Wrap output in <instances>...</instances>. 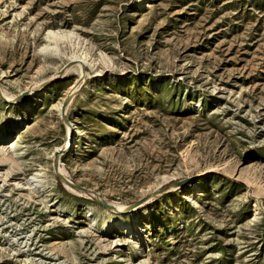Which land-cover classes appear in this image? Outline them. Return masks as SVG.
I'll return each mask as SVG.
<instances>
[{
	"label": "rangeland",
	"instance_id": "obj_1",
	"mask_svg": "<svg viewBox=\"0 0 264 264\" xmlns=\"http://www.w3.org/2000/svg\"><path fill=\"white\" fill-rule=\"evenodd\" d=\"M0 91V264H264V0H0Z\"/></svg>",
	"mask_w": 264,
	"mask_h": 264
},
{
	"label": "bare ground",
	"instance_id": "obj_2",
	"mask_svg": "<svg viewBox=\"0 0 264 264\" xmlns=\"http://www.w3.org/2000/svg\"><path fill=\"white\" fill-rule=\"evenodd\" d=\"M47 38L50 41L46 45V47L53 49V51L55 53H59L61 51L60 45H59L61 40H68L71 43L72 47L74 46L72 48V51L70 50L71 54H70L69 57L79 61L78 65H77V68L80 70L81 73H83L82 70H83L84 66H88V65H91L92 67L94 66L95 63H94L93 60H91L89 52L85 48L80 46V43H84L85 40L82 37H80L79 35H77L74 31L68 30V29H59V30L50 29L48 31V33H47ZM40 95H41L40 93L39 94L36 93L34 95V97H33L34 99L31 102H26L21 107V111L22 112H20L18 118H15V120H14V122L12 124L13 128L16 131L21 129V128H23L26 125V123L28 121V118H29V114L34 110L35 104H38L41 101ZM65 97H62L61 100L57 103V105H58L57 107H58V110H59L60 114L62 113L61 105L63 104V102L65 100ZM70 122H71V124H69V123H67L65 121L67 138H66V142L64 143L63 146L67 147V153L68 154H70L71 156H74L76 148H77L78 143L80 141V137L82 135V130H81L80 126L78 125V120L77 119H73L72 118V119H70ZM11 132L10 131H6L4 134H0V140L2 139V137L4 135H6L5 140H7L8 143H11V141L13 139V135H12ZM60 148L61 147H58L57 150H59ZM59 170L60 171H64V169L61 166H60ZM33 176H34V178H38L40 175H39V173H35ZM34 182L35 181H32V182H29L28 184H32ZM190 185L191 184L189 183L187 186H190ZM203 187L204 186H202L201 191L204 190ZM73 190H75V189H73ZM75 191H77V190H75ZM79 192H81V191H79ZM197 193H199V191L196 192V194ZM86 209L90 213V216H92V217L93 216L94 217L98 216V213L93 211V208H86ZM104 209L108 210L107 208H104ZM259 210L260 209L258 208V206L255 205L254 216L256 218L260 214ZM110 223H113L116 226L121 227L124 232H128V233L131 232L134 228L139 229V228L142 227V221L140 219H138L135 215L132 216L131 220H125L124 218L121 217L119 219H112L110 221H107L106 227H104V228H108L107 226Z\"/></svg>",
	"mask_w": 264,
	"mask_h": 264
},
{
	"label": "water",
	"instance_id": "obj_3",
	"mask_svg": "<svg viewBox=\"0 0 264 264\" xmlns=\"http://www.w3.org/2000/svg\"><path fill=\"white\" fill-rule=\"evenodd\" d=\"M0 94L3 97V99L7 100V98L2 95V92L1 91H0ZM69 99H70V97H68L66 101H69ZM62 114H63V116L65 118V121L67 123L71 124L70 121H69V119L65 115L64 108L62 110ZM65 152H67V147L66 146H64L60 150L56 151V156H55V160H54V168H55V171H56L57 175L61 179H63L64 181H66V182H68L70 184H72V182H70L61 172H59V159H60V154L65 153ZM189 181H190V178H187V179L183 180L182 182H180V184L183 185V184L188 183ZM72 185H74L76 188L84 189L83 187H80L78 185H75V184H72ZM97 201L100 202V203H102L104 206L111 208V205L110 204L102 201L101 199H97Z\"/></svg>",
	"mask_w": 264,
	"mask_h": 264
}]
</instances>
